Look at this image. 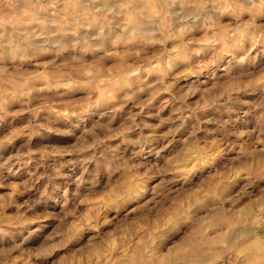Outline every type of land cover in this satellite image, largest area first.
<instances>
[{"label": "rangeland", "instance_id": "obj_1", "mask_svg": "<svg viewBox=\"0 0 264 264\" xmlns=\"http://www.w3.org/2000/svg\"><path fill=\"white\" fill-rule=\"evenodd\" d=\"M263 246L264 0H0V264Z\"/></svg>", "mask_w": 264, "mask_h": 264}, {"label": "bare ground", "instance_id": "obj_2", "mask_svg": "<svg viewBox=\"0 0 264 264\" xmlns=\"http://www.w3.org/2000/svg\"><path fill=\"white\" fill-rule=\"evenodd\" d=\"M252 229H253V228H252ZM241 235H242V234H240V232L237 233L236 236L234 235L235 237H234V240L232 239V240H233L232 243H234V242L236 241L237 238H240ZM232 236H233V235H232ZM232 240H231V241H232ZM231 241H230V242H231ZM259 241H260V240H259ZM261 243H262V242H261ZM229 244L231 245V243H229ZM257 246H258V243H257ZM252 247H253V246H252ZM263 247H264V246H263ZM254 248H255V247H254ZM254 248H253V249H254ZM257 249H260V250H261V249H263V248H259V247H258ZM257 251L259 252V250H257ZM249 253H250V252H249ZM262 253H263V252H262ZM193 260H194V259H193ZM201 264H206V262L204 263V262L201 261Z\"/></svg>", "mask_w": 264, "mask_h": 264}]
</instances>
